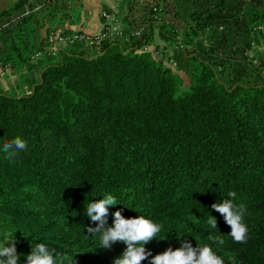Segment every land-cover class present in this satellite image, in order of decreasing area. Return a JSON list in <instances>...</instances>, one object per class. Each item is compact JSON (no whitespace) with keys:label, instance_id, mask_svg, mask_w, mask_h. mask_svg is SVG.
Wrapping results in <instances>:
<instances>
[{"label":"trees","instance_id":"obj_1","mask_svg":"<svg viewBox=\"0 0 264 264\" xmlns=\"http://www.w3.org/2000/svg\"><path fill=\"white\" fill-rule=\"evenodd\" d=\"M65 2L16 0L2 9L0 67L24 64L40 49V11L31 10ZM169 2L179 6L181 35L154 22L153 6L164 10L154 3L140 37L124 28V38L102 41L96 55L60 49L57 61L41 60L28 93L0 90V242L13 232L18 264L37 243L65 264H112L126 245L100 247L99 234L86 231L95 227L88 203L106 194L118 202L106 226L117 210L162 225L145 245L153 255L190 241L210 245L225 264H264V54L248 56L256 37L264 39L252 30L264 23V0ZM155 29L170 45L166 65L143 50ZM16 137L27 147L13 163L3 145ZM230 191L247 208L246 243L234 242L211 208Z\"/></svg>","mask_w":264,"mask_h":264},{"label":"clouds","instance_id":"obj_2","mask_svg":"<svg viewBox=\"0 0 264 264\" xmlns=\"http://www.w3.org/2000/svg\"><path fill=\"white\" fill-rule=\"evenodd\" d=\"M26 147L27 142L16 137L3 145V151L7 153L5 158L14 163V157ZM228 197L231 199L213 203L211 208L223 217L225 224L230 228L228 235L232 240L236 243H246L249 239V229L244 222L246 205L233 202L236 197L234 191H230ZM117 203L113 195L106 194L102 199L89 202L86 208V215L95 223V227L87 226L86 231L90 237L99 234L100 247L111 249L117 242L126 245L123 253L115 258L112 264H142L145 260H149V264H225L224 259L210 245L197 244L193 247L190 241H181L180 247L175 249L168 247L163 252L153 255L145 248V245L157 239L162 225L142 215L125 218L122 212L117 210L112 213V226H106L109 206ZM207 223L211 229H217V220L214 216L209 215ZM12 233L10 232L8 238L0 242V264H18L19 262L16 241ZM209 239L218 245L225 243L220 237L209 236ZM6 243L8 246H5ZM26 264H65V261L55 249H50L45 243H37L26 256ZM68 264H71V260Z\"/></svg>","mask_w":264,"mask_h":264},{"label":"rangeland","instance_id":"obj_3","mask_svg":"<svg viewBox=\"0 0 264 264\" xmlns=\"http://www.w3.org/2000/svg\"><path fill=\"white\" fill-rule=\"evenodd\" d=\"M85 1L86 0H66V2H65L66 5H64V6H66L65 8L62 7V8L57 9L56 11H53V12H49L47 9H43V8H45V5H43V6H41V4L36 5L34 12L40 11L37 14V16H38L37 18L39 19L38 23H40V27H44V24H46V26H47L45 28L44 34H42L43 41L41 42L42 43L41 47H43V48L48 47V46H46V40H47L46 35L50 31H54L53 26H55L56 24H58L60 22L63 23V22H66L68 20H71V22H73L74 25H76V26L79 25L78 27L81 28V30L88 28L87 18L89 16V12L85 7H82V3ZM169 1L170 0H119L117 2L118 5L114 4V7L122 19L123 28L128 29L131 32L132 30L140 28V26L143 27L145 22H142V18H145V20L147 19V16L149 14L148 13L149 7L154 5V3L155 4L159 3L160 6H163V8H164V10H162L163 15L166 16L167 18H169L168 19L169 23L171 25H174V27L177 28L178 30H180V29H182L183 22H182V20L179 19V17H176V15H177L176 11H179V6L177 4L173 7ZM186 1L189 3V6L191 8L193 5V1L196 3L197 6H204V5H207L208 4L207 2L210 0H186ZM121 2L124 3V8H122V9L120 8ZM0 6H3V5H0ZM124 19H126V22L124 21ZM184 21H185V19H184ZM48 25H50V26H48ZM260 27L264 28V23L256 24L252 30L254 32H259ZM60 31H62V30H60ZM68 31L71 32V30H68ZM46 32H48V33L46 34ZM124 37H122V38H124ZM256 39H257L256 43L252 42L251 47L248 50V56L249 57L253 56L255 58L254 61H257L259 56L264 54V39L261 36L260 37L257 36ZM156 42H158V43H156ZM151 43H152V45L150 44L151 46L147 45L148 47L150 46L148 48V51L153 50L154 49L153 46L163 48V50L167 51V53H169V51H170L169 42L162 40L159 37L156 29L153 32V38H152ZM66 48H67V50H74V51L81 50V51H84L86 54L94 55V53L89 50L88 45H85V44L83 45V44L77 42L73 45H60V46L55 47V48H50V50L48 47V49H46V50H41L40 57L44 58V59L52 58V61H57L58 60V56H57L58 50L66 49ZM96 48L98 50V47H96ZM99 50H100V48H99ZM150 52L152 53V56L155 57L153 55V52L152 51H150ZM40 57H37V58H40ZM166 63H167V59H162V64L166 65ZM172 66H174V64H172ZM180 73L185 79V86H186V84L189 82V79L186 77L184 72L181 71ZM2 75L5 77L4 74H2ZM26 77H27V82L30 81V76L28 75ZM8 79H9V77H8ZM12 80H14V78H11L10 82H8V81L4 82V83H9V86H8L10 88L9 91L14 90L12 88L14 86L11 85ZM10 94H14V93H10Z\"/></svg>","mask_w":264,"mask_h":264},{"label":"crops","instance_id":"obj_4","mask_svg":"<svg viewBox=\"0 0 264 264\" xmlns=\"http://www.w3.org/2000/svg\"><path fill=\"white\" fill-rule=\"evenodd\" d=\"M119 0H86L85 2L82 3V7H85L88 12L89 16L87 18V26L88 28L82 30V31H87L90 33H97L101 30L102 28V19L100 16V11L102 9H109V8H115V5H118L117 2ZM16 2V0H0V11L4 8L8 9L13 4ZM123 2V1H122ZM120 4V8H124V3ZM50 26V25H48ZM79 25H74L71 20H68L66 22H60L53 26L54 30H62V31H68V30H81V28L78 27ZM46 24H44V27H40L39 30L36 33V41L38 44L41 46V42L43 41L42 34H44ZM64 29V30H63ZM152 42V41H151ZM149 43L147 45H152V43ZM158 43V42H156ZM150 45V46H151ZM101 44H93L89 46V50L94 53V55L98 54L101 49L99 50ZM98 47V50L97 48ZM95 49V50H94ZM64 50V49H61ZM44 58H37L32 56L27 62L24 64H20L18 66L13 67L11 64L5 65L3 67H0V90L7 92V93H14V94H23V93H28L29 92V84L27 82V77L30 76V78L35 77L40 75V72L43 68V63L45 64V61H41ZM52 61V58H50ZM48 60V59H44ZM4 74L5 77L2 75ZM9 77V79H8ZM14 78L12 80V84L14 87H12L14 90L9 91L10 88L9 83H4L6 81L10 82V79ZM24 78V79H23ZM26 79V80H25ZM7 88V89H6Z\"/></svg>","mask_w":264,"mask_h":264},{"label":"built area","instance_id":"obj_5","mask_svg":"<svg viewBox=\"0 0 264 264\" xmlns=\"http://www.w3.org/2000/svg\"><path fill=\"white\" fill-rule=\"evenodd\" d=\"M34 11V9L31 10V12ZM153 20L156 23H164V24H170L166 16L162 13V8L153 6ZM100 16L102 19V28L97 33H90L87 31L82 30H73V31H60V30H54L50 31L46 36V46L50 48H55L60 45H73L77 42L81 44H85L88 46H91L93 44H101L102 41L105 40H111L115 41L117 38H122L125 36L124 34V28L122 24V19L120 15L117 13L115 8H109V9H102L100 11ZM181 30L176 29L178 33L181 35ZM260 31H264V28H259ZM144 32V29L138 28L135 30H132L129 35L133 37H140ZM48 47H41L33 56L34 57H40L41 50H46ZM150 47V46H149ZM147 45L143 47L144 51H148L149 48ZM153 50H150L153 52V55L158 59H166L164 53L167 51L163 50V48L153 46ZM170 64L175 65V61L170 59Z\"/></svg>","mask_w":264,"mask_h":264}]
</instances>
